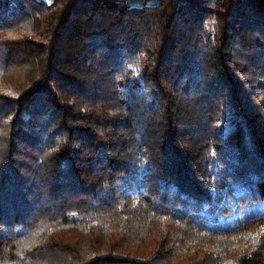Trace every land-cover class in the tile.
<instances>
[{
	"label": "trees",
	"instance_id": "obj_1",
	"mask_svg": "<svg viewBox=\"0 0 264 264\" xmlns=\"http://www.w3.org/2000/svg\"><path fill=\"white\" fill-rule=\"evenodd\" d=\"M263 204L264 0H0V264H264Z\"/></svg>",
	"mask_w": 264,
	"mask_h": 264
},
{
	"label": "rangeland",
	"instance_id": "obj_2",
	"mask_svg": "<svg viewBox=\"0 0 264 264\" xmlns=\"http://www.w3.org/2000/svg\"><path fill=\"white\" fill-rule=\"evenodd\" d=\"M45 1H47V2H51L52 0H45ZM158 1V0H157ZM157 3V2H156ZM244 212H245V214H257V213H262V212H264V204L263 205H261L260 207H246L245 209H244ZM233 220V219H232ZM231 220V221H232Z\"/></svg>",
	"mask_w": 264,
	"mask_h": 264
},
{
	"label": "crops",
	"instance_id": "obj_3",
	"mask_svg": "<svg viewBox=\"0 0 264 264\" xmlns=\"http://www.w3.org/2000/svg\"><path fill=\"white\" fill-rule=\"evenodd\" d=\"M128 3L130 5H143V4H150V5H153V4H156V2L158 3L160 0H127Z\"/></svg>",
	"mask_w": 264,
	"mask_h": 264
}]
</instances>
